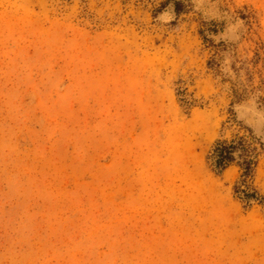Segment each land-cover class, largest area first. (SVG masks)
I'll return each mask as SVG.
<instances>
[{
  "label": "rangeland",
  "instance_id": "374dc122",
  "mask_svg": "<svg viewBox=\"0 0 264 264\" xmlns=\"http://www.w3.org/2000/svg\"><path fill=\"white\" fill-rule=\"evenodd\" d=\"M264 0H0V264H264Z\"/></svg>",
  "mask_w": 264,
  "mask_h": 264
},
{
  "label": "trees",
  "instance_id": "16d2710c",
  "mask_svg": "<svg viewBox=\"0 0 264 264\" xmlns=\"http://www.w3.org/2000/svg\"><path fill=\"white\" fill-rule=\"evenodd\" d=\"M208 159L213 170L217 173H221L228 166L236 164L241 171L240 176L243 178V187L235 186L234 191L237 196L246 203L251 201L264 202L263 196L245 180L252 174L257 164L256 148L251 142L242 136L233 137L229 140L218 139L214 142Z\"/></svg>",
  "mask_w": 264,
  "mask_h": 264
}]
</instances>
